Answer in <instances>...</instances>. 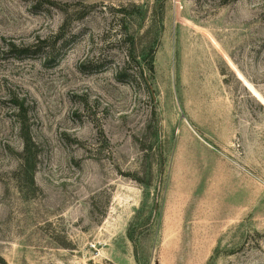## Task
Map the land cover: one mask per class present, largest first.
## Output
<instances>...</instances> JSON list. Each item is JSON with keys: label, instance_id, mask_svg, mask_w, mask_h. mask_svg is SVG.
<instances>
[{"label": "rangeland", "instance_id": "1", "mask_svg": "<svg viewBox=\"0 0 264 264\" xmlns=\"http://www.w3.org/2000/svg\"><path fill=\"white\" fill-rule=\"evenodd\" d=\"M0 264H264V0H0Z\"/></svg>", "mask_w": 264, "mask_h": 264}, {"label": "trees", "instance_id": "2", "mask_svg": "<svg viewBox=\"0 0 264 264\" xmlns=\"http://www.w3.org/2000/svg\"><path fill=\"white\" fill-rule=\"evenodd\" d=\"M117 14V21L121 22V24L118 25V29L120 32L121 39L124 38V40H127L130 38L131 43L133 44L134 39L129 35L128 28L126 27V20L132 19L134 17L140 18L142 16V12L139 8H137L135 5L122 7L119 9H116ZM64 29V27H63ZM129 54L127 55V65H130L131 63H136L138 61L139 56L135 55V52H131L130 50ZM21 53H26V51H22ZM154 55L155 51H150L144 58L145 66L143 68H138L136 72L130 73L128 69H124V71L120 72L118 81L121 83L124 82H131L130 79H133V81H136V79H142L144 81V84L146 85V89L148 92H150V85L148 83V77L154 75ZM131 62V63H130ZM146 73V74H145ZM146 75V76H145ZM127 78V80H125ZM15 107L17 109L16 117L19 119L18 124L21 127V130L24 132L25 125V114L23 112V107L21 105L15 104ZM24 149L21 156V167L22 168H30L33 169V162L35 160V154L31 147V144L29 143L30 139L27 136H24ZM32 167V168H31Z\"/></svg>", "mask_w": 264, "mask_h": 264}]
</instances>
